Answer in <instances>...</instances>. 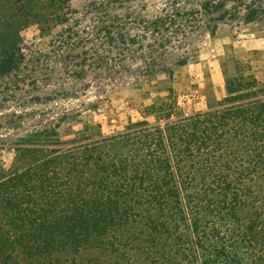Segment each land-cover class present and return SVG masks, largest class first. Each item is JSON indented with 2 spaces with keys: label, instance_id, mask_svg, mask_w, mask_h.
I'll list each match as a JSON object with an SVG mask.
<instances>
[{
  "label": "trees",
  "instance_id": "trees-1",
  "mask_svg": "<svg viewBox=\"0 0 264 264\" xmlns=\"http://www.w3.org/2000/svg\"><path fill=\"white\" fill-rule=\"evenodd\" d=\"M69 1L0 0V77L48 74L21 32L67 22ZM88 1L102 95L127 78L173 77L194 53L172 48L198 31L264 18L263 0H169L141 17L132 0ZM74 41L59 62L76 58ZM117 57L141 65L109 67ZM224 66L226 95L206 110L159 97L155 122L62 141L64 115L20 140L0 166V264H264V80L245 59Z\"/></svg>",
  "mask_w": 264,
  "mask_h": 264
},
{
  "label": "rangeland",
  "instance_id": "rangeland-1",
  "mask_svg": "<svg viewBox=\"0 0 264 264\" xmlns=\"http://www.w3.org/2000/svg\"><path fill=\"white\" fill-rule=\"evenodd\" d=\"M168 1L132 0L127 3L134 15L141 17L157 14ZM69 5L71 13L67 22L51 21L50 29L45 33L36 24L21 32L25 53L30 49L42 52L39 70L47 68L48 74L30 78L23 72L17 77H0L2 167L12 165L14 146L20 140L36 130L45 129L64 115L68 116L61 121L59 137L62 141H70L82 135L115 134L131 121L155 122L156 117L149 107L159 97H169L187 114L206 110L210 102L225 97L224 64L232 69L237 57L248 61L251 72L264 80L263 18L249 24L222 23L214 34L208 29L198 31L182 47L176 44L172 48V54L184 50L191 51V55L194 53L186 66L176 69L173 77L156 73L150 79H144L140 87L133 86L132 78H127L128 84L109 88L102 95L101 89L107 79L98 71L103 64L93 58L91 49L99 42L92 33L95 24L99 23L94 21L88 0H70ZM133 19L128 20L131 27L135 24ZM73 41L76 44L70 48H75L72 55L76 58L67 64L59 62L58 51ZM119 65L136 69L141 64L123 57L108 61L109 67L119 69ZM74 70L81 73H73Z\"/></svg>",
  "mask_w": 264,
  "mask_h": 264
}]
</instances>
